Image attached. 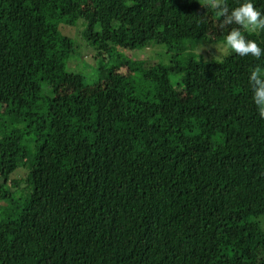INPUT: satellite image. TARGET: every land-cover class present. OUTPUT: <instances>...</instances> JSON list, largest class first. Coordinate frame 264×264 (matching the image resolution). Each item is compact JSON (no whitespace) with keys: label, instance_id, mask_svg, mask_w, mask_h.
Here are the masks:
<instances>
[{"label":"trees","instance_id":"trees-1","mask_svg":"<svg viewBox=\"0 0 264 264\" xmlns=\"http://www.w3.org/2000/svg\"><path fill=\"white\" fill-rule=\"evenodd\" d=\"M201 6L0 0V264H264V56L199 60ZM80 25L90 82L68 70ZM151 45L171 60L122 52Z\"/></svg>","mask_w":264,"mask_h":264},{"label":"rangeland","instance_id":"rangeland-1","mask_svg":"<svg viewBox=\"0 0 264 264\" xmlns=\"http://www.w3.org/2000/svg\"><path fill=\"white\" fill-rule=\"evenodd\" d=\"M202 5H204L205 0H201ZM211 8H205L201 6L200 13L205 16L206 19L210 20V35L212 38L216 39L215 42L205 43L198 42L192 45L196 57L204 62L222 61L224 58L228 57L231 53L226 47L225 37L228 34L230 27H237L232 25L229 28L221 30L220 23L221 20H216L212 18ZM73 30L69 33L70 38L74 40L77 45V54L72 57L68 63V70L77 72L85 77V79L90 82L95 76V56L96 52L91 45H86L84 43L83 30L84 28L80 26L72 27ZM126 57L132 58L133 60L139 61H152L155 63H168L173 54L169 52V49L165 45H151L148 48H142L135 51H122ZM183 55L181 54L180 58ZM95 65V66H94ZM126 70V69H125ZM260 222L264 226V216L259 218Z\"/></svg>","mask_w":264,"mask_h":264},{"label":"clouds","instance_id":"clouds-1","mask_svg":"<svg viewBox=\"0 0 264 264\" xmlns=\"http://www.w3.org/2000/svg\"><path fill=\"white\" fill-rule=\"evenodd\" d=\"M205 8L214 10L215 15L221 17V30L229 28L225 37L226 47L241 57L252 56L259 60L264 56V49L252 39L245 36V32L252 34L264 31V13L258 10L252 0H244L239 6L230 9L227 0H205ZM249 85L252 99L257 106L260 117L264 118V70L255 66L249 74Z\"/></svg>","mask_w":264,"mask_h":264}]
</instances>
